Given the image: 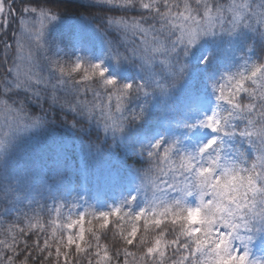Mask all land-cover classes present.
<instances>
[{"label": "snow or ice", "instance_id": "1", "mask_svg": "<svg viewBox=\"0 0 264 264\" xmlns=\"http://www.w3.org/2000/svg\"><path fill=\"white\" fill-rule=\"evenodd\" d=\"M66 20L93 33L57 34ZM56 116L94 158H142L125 161L135 190L100 210L68 146L8 178L14 148ZM201 128L217 135L189 147ZM0 170V264H264V0H0Z\"/></svg>", "mask_w": 264, "mask_h": 264}, {"label": "trees", "instance_id": "2", "mask_svg": "<svg viewBox=\"0 0 264 264\" xmlns=\"http://www.w3.org/2000/svg\"><path fill=\"white\" fill-rule=\"evenodd\" d=\"M70 5H80L88 3V0H66ZM72 11L80 12L83 9L73 7ZM70 26L82 27L89 34L93 33V26L90 22L85 21L83 23L66 20L63 24L59 25L55 32L57 34L68 35ZM225 45L221 46V51L217 52L212 49L214 55L223 57L229 55L228 52L224 51ZM244 50L242 43H237L231 50V55L238 56ZM91 51L93 55H99V47H93L86 50V53ZM209 48L206 46L200 49H194L192 54L193 61L202 59L203 55H207ZM238 63V61H237ZM218 68H223L224 63L218 61ZM215 106L216 101L214 96H210V103ZM69 121L71 117L69 116ZM99 139L104 140L103 129H99ZM135 130H130L129 135H132ZM204 131L199 129L192 136L191 140H187L188 146L191 147L193 144L203 142ZM217 135V134H216ZM111 143V139L108 140ZM51 146L59 149L61 146H68L70 151L68 153V166L70 168V177L73 183L76 185L77 191L81 190V180L86 181L87 195L90 203L96 204L97 197L101 198L100 203L97 207L100 210H106V204L117 202L122 195H127L129 192L135 190L136 180L134 176L127 175V170L130 167V163H126V160L134 157L133 153H130L122 148L118 149L119 155L115 152L106 154L103 158H94L91 153L95 151V146L87 144V136L84 131L73 130L68 124L61 121L59 116L55 117V122L47 132L41 133L39 137H35L31 140H25L19 143L13 150L11 156L7 161V176L10 179H15L21 168H23L29 161V157L35 158L38 153H41V148ZM137 163H143L142 158L139 156L134 157ZM63 162V161H61ZM118 165L122 169L124 179L116 185H112L106 182V173L112 167V165ZM5 174L4 170H0V176ZM24 212L30 211L29 208L23 207L21 209ZM15 213H13V216Z\"/></svg>", "mask_w": 264, "mask_h": 264}, {"label": "rangeland", "instance_id": "3", "mask_svg": "<svg viewBox=\"0 0 264 264\" xmlns=\"http://www.w3.org/2000/svg\"><path fill=\"white\" fill-rule=\"evenodd\" d=\"M209 108H211V107H209ZM209 138H211V134H209L206 138H205V140H207V139H209ZM204 140V141H205Z\"/></svg>", "mask_w": 264, "mask_h": 264}]
</instances>
